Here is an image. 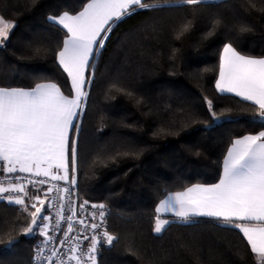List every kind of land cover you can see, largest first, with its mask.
Returning <instances> with one entry per match:
<instances>
[{"label": "trees", "instance_id": "obj_1", "mask_svg": "<svg viewBox=\"0 0 264 264\" xmlns=\"http://www.w3.org/2000/svg\"><path fill=\"white\" fill-rule=\"evenodd\" d=\"M88 1L0 0V15L16 25L0 47V87L52 82L70 95L69 78L55 58L64 34L47 17L63 11L75 14ZM148 2L162 7L137 9L113 24L104 47L90 60L95 67H88L87 80L92 83L75 121L80 131L70 135L78 148L77 196L105 203L106 228L119 237L113 249L105 248L98 256V264H257L242 233L221 227L222 221L197 216L183 224L171 219L160 234L153 226L156 205L168 192L216 183L230 143L264 130L250 123L255 105L215 88L220 51L235 37L230 28L241 21L251 23L254 31L234 46L239 43L243 54L259 56L264 52V18L249 16L241 0H216L195 13L175 0ZM217 16L228 27L202 39ZM185 18L194 19L196 26L176 40L174 29ZM35 49L39 54H33ZM121 88L133 95L122 94L117 90ZM205 97L218 115L240 117L239 122L212 125ZM117 150L134 154L107 161V167L97 165L99 158ZM27 222L17 206L0 201V264L31 263L38 235L23 234ZM13 238L18 243L5 247Z\"/></svg>", "mask_w": 264, "mask_h": 264}, {"label": "snow or ice", "instance_id": "obj_2", "mask_svg": "<svg viewBox=\"0 0 264 264\" xmlns=\"http://www.w3.org/2000/svg\"><path fill=\"white\" fill-rule=\"evenodd\" d=\"M175 2L178 6L191 7L195 13L199 7H206L216 0ZM160 7L162 5L149 3L148 0H90L75 14L63 11L59 15L50 14L47 17L50 25L64 34L62 47L55 53V58L71 81V94L64 95L55 83H38L31 90L0 87V172L34 173L35 176L50 177L53 181H69L71 167L73 175L69 183L76 185L78 148L76 140L70 138V132L80 131V125L74 123V120L83 111L87 98L85 85L92 83L85 79V69L95 67L94 64L90 65V58L104 47L107 33L112 31L113 24L137 9L155 10ZM240 7L249 16L256 13L264 18V0H241ZM15 26L14 21L0 15V47L6 45ZM195 26L194 19L185 18L174 29V38L182 40ZM224 27H228L224 18L215 17L202 39L214 36L218 29ZM230 31L235 32V37L224 43L220 51L219 78L215 87L220 93H234L243 101L255 105L257 110L251 116L250 123L264 128V52L259 56L243 54L238 50L239 43L234 46V41L254 31L251 23H235ZM39 51L35 49L33 54H39ZM177 51L173 50V56ZM117 90L128 96L133 95L126 89ZM205 102L211 113L212 125L239 122L240 117L218 115L213 110V102L206 97ZM137 103H142V98L137 99ZM130 154L134 153L117 150L113 155L99 158L96 163L107 167V161L115 162L121 155ZM61 171L63 175L59 174ZM21 180L22 177L17 175V182L9 181L7 186L0 181V201L6 200L9 205L17 206L18 212L26 214L28 222L22 225L25 236L39 235L44 238L41 244L35 246L33 264H42L44 260L48 264H98V256L102 255L105 248L111 250L119 243V237L111 234L104 226L105 203L92 205V208L100 210V223L85 225L86 229L92 231L90 237H84L89 241L85 249L78 237L68 235L73 232V217L76 213L69 209L71 214L65 216V205H57V200L64 199L59 196L60 187L53 185L42 199L39 194H29ZM38 182L44 184L46 181ZM28 183L33 184L34 181L29 180ZM53 191L57 196L46 204L48 193ZM63 191L70 193L71 189L64 188ZM87 203L84 201L80 208L83 210ZM52 208L58 209L55 214L51 212ZM162 211L172 213L183 224L192 223L193 217L203 216L222 221L221 227L239 229L257 264H264V130L232 141L223 161V174L219 183L194 185L162 200L156 208L153 228L156 234L162 233L173 223L161 218ZM95 218L96 213L93 212V221ZM61 221L67 223V229L59 241L60 245L75 240L74 245L64 252L56 249L57 237L49 231L53 227L55 231H60ZM79 223L83 225L85 221L80 220ZM16 243L18 238L10 239L5 247H12ZM48 244L53 247L49 249L50 254L44 256L41 245Z\"/></svg>", "mask_w": 264, "mask_h": 264}, {"label": "built area", "instance_id": "obj_3", "mask_svg": "<svg viewBox=\"0 0 264 264\" xmlns=\"http://www.w3.org/2000/svg\"><path fill=\"white\" fill-rule=\"evenodd\" d=\"M19 175L22 177V180L20 182L24 183L26 186V189L28 190V192L30 191H37L39 190L41 192L42 195H44L45 192L48 191V189L50 187H52L53 185H58L61 189V192L59 193V196L64 197L63 200H57L56 203L57 205L59 204H64L65 208H64V214L65 216L70 215L71 214V210H74L76 215L73 217V232L69 233L68 235L70 237H78L83 246L86 249V246L88 245L89 241L85 240L84 237L85 236H91L92 235V231L90 228H85V225H88L92 222H96V223H100V217H99V209H94L92 208L93 204H101L99 202H89L84 205L83 210L80 208V205L84 203V199H80L77 196V192H76V187L75 185H71L70 183L66 182L65 180H58V181H53L51 180L50 177H43V176H35L34 174H30V173H3L0 174V181H3L4 186L8 185V182H17L15 181V177ZM32 180L34 181L33 184H29L28 181ZM40 180H45L46 182L44 184H40L38 181ZM64 188H70L71 191L70 193H66L63 191ZM57 196V193L55 191L48 193V200H46V204L51 202V198ZM69 201H71V203L69 204ZM4 202H7L6 200H4ZM57 208H52L51 212L53 214H55V212L57 211ZM105 211V227L107 224V216H108V210L107 208L104 209ZM95 212L96 213V218L93 221L92 219V213ZM80 220H84L85 224H80L79 221ZM53 225H54V220H53ZM67 229V223H65L64 221H61V230L60 231H55L54 227L51 228L49 231L53 236L57 237V240L55 241V247L57 250H59L60 252H64L68 247H71L74 245L75 240H69L65 245L61 246L60 245V239H62L64 237V232ZM44 238L41 236H38L37 239L35 240L33 247H32V256H31V263L33 264L34 262V249L35 246L38 244H41V241ZM41 247L44 249L43 251V255L47 256L50 254L49 249H51L53 247L52 244H48L47 246L45 245H41ZM42 264H48V262L46 260L42 261ZM74 264V262H73Z\"/></svg>", "mask_w": 264, "mask_h": 264}, {"label": "crops", "instance_id": "obj_4", "mask_svg": "<svg viewBox=\"0 0 264 264\" xmlns=\"http://www.w3.org/2000/svg\"><path fill=\"white\" fill-rule=\"evenodd\" d=\"M88 2H90V0L88 1ZM87 2V3H88ZM83 9V8H82ZM81 9V10H82ZM80 10V11H81ZM66 31V30H65ZM222 50V49H221ZM219 58H220V54H219ZM90 60H91V58H90ZM90 63V62H89ZM87 73H88V68H86L85 69V79L87 80ZM219 78V60H218V72H217V75H216V78H215V82H216V80ZM69 81H70V79H69ZM47 83H52V82H43V83H40V84H47ZM70 85H71V81H70ZM86 86H87V84L85 85V88H84V91L86 90ZM35 87V86H34ZM34 87H32V88H34ZM32 88H24L25 90H31ZM216 88V87H215ZM217 90V89H216ZM228 94H232V95H234V96H236L234 93H228ZM238 97V96H237ZM240 98V97H239ZM250 102V101H249ZM75 121L76 120H74V123H75ZM70 135H71V132H70ZM246 135H249V134H246ZM244 136V135H243ZM243 136H240V137H238V138H241V137H243ZM235 139H237V138H235ZM232 146V142L230 143V145H229V147L227 148V150H226V153H225V156H224V158L227 156V153H228V149L230 148ZM224 158H223V161H224ZM223 161H222V168H221V174H220V177L222 176V174H223ZM3 173H6V172H0V174H3ZM31 174H34V173H31ZM60 175H63V172L61 171L60 173H59ZM219 180H220V178H219ZM219 180L216 182V183H219ZM216 183H214V184H216ZM194 185H198V184H192V185H190V186H188V187H186V188H184V189H182V190H179V191H172V192H168L162 199H160L159 201H158V203H157V205H156V208H157V206L160 204V202L162 201V200H165V199H167L170 195L171 196H174L175 195V193H177V192H184L187 188H189V187H192V186H194ZM199 185H204V186H208V185H212V184H199ZM31 194H39V195H42L41 194V192L40 191H31ZM155 211H156V209H155ZM156 216H157V213H156ZM156 218V217H155ZM161 218L162 219H169V220H171V219H177L172 213H163V211H162V213H161ZM237 223H243V222H241V221H237ZM154 225H155V220H154ZM153 228H154V226H153ZM239 230V229H238ZM243 235V234H242Z\"/></svg>", "mask_w": 264, "mask_h": 264}, {"label": "rangeland", "instance_id": "obj_5", "mask_svg": "<svg viewBox=\"0 0 264 264\" xmlns=\"http://www.w3.org/2000/svg\"><path fill=\"white\" fill-rule=\"evenodd\" d=\"M92 59V58H91ZM87 87V86H86ZM86 91V90H85ZM72 175H73V173L71 172V169H69V181L71 180V177H72ZM69 181H66V182H68L69 183ZM75 187H76V185H75ZM76 192H77V190H76ZM41 196V198L42 199H44L45 197H44V195H40ZM5 203H7V202H5ZM34 210V209H33ZM39 236V235H38Z\"/></svg>", "mask_w": 264, "mask_h": 264}, {"label": "water", "instance_id": "obj_6", "mask_svg": "<svg viewBox=\"0 0 264 264\" xmlns=\"http://www.w3.org/2000/svg\"><path fill=\"white\" fill-rule=\"evenodd\" d=\"M87 88V87H86Z\"/></svg>", "mask_w": 264, "mask_h": 264}]
</instances>
